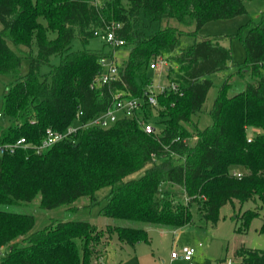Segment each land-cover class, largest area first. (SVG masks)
Wrapping results in <instances>:
<instances>
[{
	"label": "trees",
	"instance_id": "1",
	"mask_svg": "<svg viewBox=\"0 0 264 264\" xmlns=\"http://www.w3.org/2000/svg\"><path fill=\"white\" fill-rule=\"evenodd\" d=\"M246 11L244 0H0V73L13 76L3 92L2 116L9 123L0 124V142L24 136L39 144L47 128L65 130L107 110L117 92L144 99L153 81L151 63L166 56L178 65L168 68L170 82L157 93L163 127L155 132H146L137 117L121 116L109 127L79 128L70 140L42 152L29 147L0 153V204H24L38 195L42 208L82 196L94 204L96 192L109 186L102 215L176 229L192 222L193 202L213 225L229 202L260 199L264 207V26L249 25L243 63L232 60L221 36L197 35L208 21ZM168 18L195 29H152L151 22ZM117 23L115 32L124 39L118 47L125 46L128 55L119 64L118 80L98 83L100 59L114 53L86 44L96 31ZM184 35L196 39L181 46ZM76 38L83 48L72 49ZM9 41L28 50L17 52ZM53 55L58 63L51 62ZM25 56L29 69L22 73ZM45 65L49 70L43 72ZM230 67L236 71L219 86L210 109L213 124L201 128L194 116L214 85L210 75ZM151 110L144 101L138 116L151 118ZM250 127L261 131L249 141ZM234 166L247 171L238 176ZM259 214L258 208L244 211L238 230H247ZM262 221L264 232V215ZM34 225L33 214L0 208V250L8 248L0 252V264H96L92 257L105 235L96 223L54 219L41 229ZM112 230L131 246L149 241L144 227L116 224ZM235 255L241 264H264V247H239Z\"/></svg>",
	"mask_w": 264,
	"mask_h": 264
},
{
	"label": "rangeland",
	"instance_id": "2",
	"mask_svg": "<svg viewBox=\"0 0 264 264\" xmlns=\"http://www.w3.org/2000/svg\"><path fill=\"white\" fill-rule=\"evenodd\" d=\"M105 0H96L101 4ZM247 11L243 14L226 18L216 19L206 22L199 30H197L198 38L221 36V43L230 47L232 51V60L237 63H243L246 59V47L243 42V37L248 33L249 25L260 23L264 26V0H244ZM152 29L157 30L167 25H174L185 30L195 29V25L189 27L182 25L176 18H168L162 21H153L150 23ZM3 23L0 19V29ZM194 36L184 35L181 38V46H187L195 41ZM9 44L17 52L20 49L28 50L25 46H16L11 41ZM106 44V45H105ZM89 48L101 49L106 51L112 50L118 64H120L128 55V49L124 47L109 46L101 36H93L89 43L86 44ZM84 44L79 38L73 41L72 49L83 48ZM37 52V48H33V53ZM175 53V52H174ZM166 57V56H164ZM59 57L53 55L52 63H58ZM232 62V61H231ZM175 68L177 64L167 61L159 63L157 67L150 68L152 76L151 91L156 94L167 88L169 84L168 68ZM29 69V58L25 56L22 60L21 72L26 73ZM49 66L42 67V71H48ZM231 71H236V67H230L222 71L213 73L210 77L213 79L214 85L210 88L206 102L202 111L194 116L198 125L205 128L213 124V118L210 115V109L214 104V100L218 94L219 86L224 82L225 78ZM174 74V72H171ZM13 79L9 73H0V111H2L3 92L5 84ZM235 82L239 77L235 75L231 78ZM237 81H236V80ZM151 122L157 127L162 128L163 125L159 122L162 118L157 115L155 107H152ZM9 123V118L0 116V124L6 125ZM261 131L260 128L250 127L248 130L249 136L252 137L256 132ZM196 137L191 139L194 143ZM237 172L247 171L243 166H234ZM181 191V187H176ZM111 188L109 186L101 188L96 192L97 202L91 204L89 196H82L72 204H64L54 208H42L40 205L41 197L38 195L32 201L24 204L2 205L0 208L30 213L35 216L34 230L41 229L50 224L54 219H78L87 220L96 223L104 229L103 246L100 252L92 257L93 263L96 264H241V260L235 255L239 247L246 248H263L264 247V232L261 231L262 217L264 215V207L261 208L262 202L260 199L248 200L234 203H227L220 210V219L216 224H212L204 217L199 204L193 202L191 210L193 220L188 225L182 228H171L161 225H149L144 222L133 221L129 219H118L101 214L102 208L107 200L106 195L109 194ZM187 202V196L182 197ZM76 206V209L70 208ZM258 208L260 214L254 217L247 230H238L242 226L241 215L244 211ZM116 224L144 227L148 230L149 241L142 240L138 242L136 248L131 247L124 242L121 247V240L118 234L113 232V226ZM112 227V228H111ZM111 230V231H110ZM123 243V242H122ZM183 245H192L197 252L192 260H186L183 257L171 258V253L175 249H180ZM8 248L1 252L4 255ZM108 254V255H107ZM105 255L107 257L103 258Z\"/></svg>",
	"mask_w": 264,
	"mask_h": 264
},
{
	"label": "built area",
	"instance_id": "3",
	"mask_svg": "<svg viewBox=\"0 0 264 264\" xmlns=\"http://www.w3.org/2000/svg\"><path fill=\"white\" fill-rule=\"evenodd\" d=\"M120 24H114L112 29L107 31H96V34L101 36L105 41H107L111 46H120L124 44V39L117 36L115 28L119 27ZM159 63L167 64V60L163 56L157 57L151 63V67L155 68ZM100 64L102 70L100 75L97 76L96 82L98 83H109L113 80H118L120 78L119 64L115 56L102 57L100 59ZM175 87V86H174ZM145 98L137 96H125L122 92H117L115 94V100L113 104L105 111L93 117L88 122L71 125L65 130H58L52 127L47 128L46 134L43 141L39 144L28 143L27 138L22 136L16 141L10 142H0V153H14L18 148H35L37 152H42L44 149L54 145L55 143L63 140H70L72 135L76 134L79 128L85 127L87 125H97L102 127H109L114 122L118 120L121 116L127 117H137L142 128L148 132H155L156 126L151 122V118L145 116H138L139 111L143 107L144 101L152 107L159 105L158 96L155 92L145 91ZM2 111H0V116H2ZM251 140V137L248 139ZM234 174L241 176L242 172L234 171ZM196 253V248L192 245H183L180 249H175L172 251V258L183 257L186 260H192Z\"/></svg>",
	"mask_w": 264,
	"mask_h": 264
},
{
	"label": "crops",
	"instance_id": "4",
	"mask_svg": "<svg viewBox=\"0 0 264 264\" xmlns=\"http://www.w3.org/2000/svg\"><path fill=\"white\" fill-rule=\"evenodd\" d=\"M123 244H124V242L122 243V241H121V243H120V245H121V247H123ZM138 244V243H137ZM137 244L136 245H134V246H131V247H133V248H136V246H137ZM7 248V246H3L2 248H1V250H0V252H2L3 250H5ZM196 252H197V250H196ZM108 255V254H107ZM107 255H105L104 257H102V259L103 258H105V257H107ZM171 258H172V256H171ZM172 259H174V258H172ZM241 263V262H240Z\"/></svg>",
	"mask_w": 264,
	"mask_h": 264
}]
</instances>
